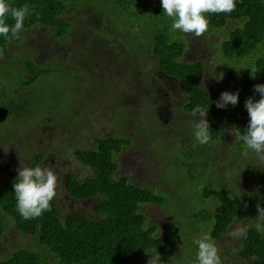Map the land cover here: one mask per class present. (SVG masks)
<instances>
[{
  "label": "trees",
  "instance_id": "obj_1",
  "mask_svg": "<svg viewBox=\"0 0 264 264\" xmlns=\"http://www.w3.org/2000/svg\"><path fill=\"white\" fill-rule=\"evenodd\" d=\"M8 2L15 8L27 5L32 14L26 17L24 29L16 37L0 36V99L7 97L16 106H4L17 120L12 128L22 129L20 117L29 114L28 118L35 122L37 118H52L59 131L69 129L70 140L64 142L68 148L62 147L59 152H72L90 173L83 178L71 170L59 181L72 200H93L94 211L91 215L78 211L65 214L53 199L49 211L26 220L16 208L13 185L17 179L0 181V242L6 231L5 218L13 222L19 236L17 249L7 256L0 255V264H152L155 252L159 253L161 264H198L194 240L210 233L218 242L235 223L245 227L247 235L243 239L236 237V248L230 247V264H264V232L256 227L257 206L264 207V165L255 166L257 153L243 155L246 146L241 139L249 121L245 101L249 97L258 100L260 94L254 86L264 84V0H238L231 13L207 14L208 30L226 33L218 53L225 62L220 66L221 81L228 91H239V102L224 109L216 107L219 98L200 86L206 65L184 55L187 38L172 29V19L163 12L161 0ZM86 8L100 20L101 35L93 43H69V47H76L71 53L79 56V63L73 66L68 60L67 65L76 69L59 62V53L44 60L41 53L29 51L28 36L36 32L50 36L54 44L68 45L76 23L66 15L74 9L81 16ZM6 22L15 23L10 16ZM131 71L134 77H128ZM154 72L164 82L174 79L179 96H186L175 111L178 116V110L194 115L198 108H207L210 125L209 141L200 144L194 135L199 121L181 124L189 140L167 157L176 162L161 164L165 170L173 163L182 169L175 175L174 193L132 183L120 173L118 162L126 149H133L132 134L121 132L127 116L119 106L150 109L153 104L148 99L155 90L150 86L152 91L145 92L143 87H147ZM156 82L161 85L159 89H165L162 81ZM85 88H89L91 98L103 96L99 100L103 104L109 99L108 109L117 118L109 124L115 136L91 137V128L102 115L95 111V102L88 104L87 109L75 105ZM18 110L22 111L19 116ZM7 122L3 129L11 132ZM186 122L190 124L186 126ZM141 123L143 127L147 125L142 132L144 139L149 138L145 142L155 146L151 132L158 123L148 118L136 127ZM230 130L235 131L236 137L224 154L234 160L230 162L229 180L213 166L209 147L217 148ZM40 158L35 155L31 167L37 166ZM243 158L249 162H239ZM232 165L235 167L231 170ZM164 174L170 175L166 171ZM183 192L187 193L185 197ZM202 199L204 210L193 208L186 212L188 201L198 203ZM212 204L215 206L210 207ZM148 205L172 212L175 219L160 231L144 210ZM222 262L228 264L225 259Z\"/></svg>",
  "mask_w": 264,
  "mask_h": 264
},
{
  "label": "rangeland",
  "instance_id": "obj_2",
  "mask_svg": "<svg viewBox=\"0 0 264 264\" xmlns=\"http://www.w3.org/2000/svg\"><path fill=\"white\" fill-rule=\"evenodd\" d=\"M87 10L88 9L86 8V11L82 12V15L79 16V14H76L74 9H71L69 14L66 15L67 19H69L71 22L76 23L75 30L73 32V35L69 39L68 45H64L62 43L54 44L50 39V36L40 34L39 32H36L34 34L33 32L34 35L30 37L32 35L30 34L27 40L29 51L41 53L42 57H44V60H47L49 57L55 58L56 56L54 54L59 53V55L57 56L59 58V62L64 63L68 68L76 69L73 66H76V64L79 63V56L73 57L71 51L73 49H76V47H69V43L71 41H74L76 46L81 45L85 40L93 43L97 40H100L101 35L99 32L102 26L100 20L98 19V17L90 15ZM77 27L78 31H76ZM185 35L188 42L185 56L189 57L190 59L203 61L206 65L207 77H219L220 66L224 65L225 62L222 60L221 56L218 57V53L220 51L221 40L226 37V33L212 32L208 30L198 37H191L189 33H186ZM196 38H200V41L196 40ZM64 48H66L65 53H63ZM68 60L73 66L67 65ZM128 77H134V72L131 71L128 74ZM157 80L162 81L167 93L159 91L161 85L156 82ZM215 81L219 83L218 78H215L210 79L208 82H205L204 86H207L210 83L213 84ZM166 82L167 83L164 82V79H162L161 75H157V73L154 72L153 76L150 77L149 82L146 83L147 87H143L145 92L152 91V89H150V86L155 90L152 93L153 96H151L149 99L146 98L153 104L150 109L141 106L138 110H133V105L121 104L119 106L121 107L120 111H124L127 116L126 125L121 132L122 134H132L133 149H126L122 156L119 157L118 162L120 165V173L123 175H127L132 183L152 189H162L164 192L174 193L176 191L175 186L177 185L175 175L180 174L182 172V169H180L178 165L173 163L174 167L172 166V164H170L168 166V170H165L162 168L161 164L162 162H166V165H168V162H176L174 159H167V157L169 156V154L174 153V151L180 150L182 144L187 143L189 140V138H186L185 128L181 127V124L185 121H190L191 124L197 123L200 117L198 116V114L189 115L185 112L183 113L180 110H178L180 116L176 114V109L183 105V103L186 101V96H183L181 98L179 96L180 91L177 87L176 89L175 87H173V82H168V79H166ZM223 89L224 88L220 86L215 90L221 91ZM90 95L91 93L89 88H85L82 95L79 94V97L75 101V105L82 106L83 109H87L88 104H90L91 102H95V111H99V114L102 115V119L95 121L97 123L94 124L91 128V137H93L94 135L108 137L115 136L116 132H114L109 127V124L117 118H115L113 113H111L108 109L110 105L109 99L105 102V104H103V102L99 101L103 98V96H101L100 98H91ZM154 100L156 101L154 102ZM10 104H13L15 106V104L9 98L1 97L0 106H8ZM21 113L22 111L18 110L16 114L19 116ZM23 116H25L26 118L20 117L21 122L23 123V125L20 123L23 126L22 129L16 126L12 128V126L17 122L15 116L12 114L8 119L7 125L10 128L13 138L16 139H12V141H14L25 151H37V149L39 148L44 149L45 146L49 145V142H55V147L61 148L65 147L64 144H67L68 140H70V134H68L69 129L60 130L61 132L59 134L58 129H50L47 127L40 129L37 128V124H35L33 128H30L27 124L29 114ZM142 118V121L147 120L148 118H152L153 121H156L158 123V126L152 127L151 132V134L153 135L152 138L154 139L155 146L151 144L149 145L147 142H145V140H149V138L144 139L142 137L143 129H145L147 125L143 127V123H141L139 127H136V124L142 122L140 121ZM190 122H186L185 125L188 126ZM140 130L141 134H139ZM20 132L24 133L25 135L19 134ZM235 137V131L230 130L224 136L223 141L218 144L217 148H213L211 146L209 147L212 151V154L210 155L213 156V166L219 168L218 174H220L221 177L228 178L229 180L230 162H233L234 160L230 161V157H227L224 154L227 150V146L230 145L232 141H234ZM234 144H236V142H234ZM3 145L5 147L7 143H3ZM1 154H6V152L2 150L0 152V155ZM0 159L1 161L4 160V158L2 157H0ZM243 159V161L239 162H249L247 158ZM23 161L24 162L16 163H18L17 165L21 164L29 167V162H27L26 160ZM256 161L257 165L255 166L258 168L262 167V165H264V153L258 154ZM47 164L50 165V162H48ZM45 167H47V165ZM234 167L235 165H232L231 170ZM15 168L16 164L11 166V169ZM69 168H71L72 172L75 173V170L79 169L80 174H77H79V176L83 178L87 177L90 173V170L79 162H68L67 170H69ZM165 171L170 174L168 177L165 176ZM61 174L62 172L58 171L56 175L59 177ZM220 176L216 178L221 181L222 179ZM216 183L218 185L221 184L218 182ZM240 190L242 193H245L242 187L240 188ZM186 194V192H183L182 195L185 197ZM54 200L58 204L60 210L65 214L78 211L86 212L91 215L94 211L93 200H72L67 195L66 190L64 186H62V183L61 181H59V179ZM203 202L204 199H202V202L198 203H191L190 201H188L184 208H186V212L192 211L193 208L196 209V211H202L205 209ZM211 206H215V204L210 205V207ZM144 210L151 222L154 225L156 224L160 231H163L164 228L168 227L171 224L173 218L175 219V216L172 212L166 213L167 211H164L162 207L159 208L155 205H148L144 207ZM179 220L181 221L180 218ZM5 225L6 231L4 234V238L3 241L0 242L1 256H7L13 250H16V243L19 238L16 227L14 226L12 221H10L8 218H5ZM239 227V224L235 223L231 227V229H228L227 233L220 241L215 242L221 258L225 259V262L228 264H230V259L232 258V254H230V247L235 249L237 245V238L233 235V233ZM182 233L183 227L182 231H180V239H182Z\"/></svg>",
  "mask_w": 264,
  "mask_h": 264
},
{
  "label": "clouds",
  "instance_id": "obj_3",
  "mask_svg": "<svg viewBox=\"0 0 264 264\" xmlns=\"http://www.w3.org/2000/svg\"><path fill=\"white\" fill-rule=\"evenodd\" d=\"M237 2L238 0H161V5L163 12L172 19L171 27L173 30H179L184 35L193 33L200 36L209 28V16L207 14L231 13L236 8ZM31 14L32 11L27 5L15 8L11 6L8 0H0V36L5 38L16 37L23 31L24 21ZM9 16L15 21L13 25L6 22ZM206 72L199 81L200 86L219 98L216 101V107L224 109L229 104L235 106L239 102V91H228L221 81L222 74L219 77H207ZM215 78H218L219 83L215 81L213 84L204 86L205 82ZM169 81L173 82L171 79H168ZM220 86L224 89L215 90ZM174 87L176 89L177 86ZM254 90L260 94V98L253 100L249 97L245 101V108L249 116L247 128L241 134V139L246 146L243 152L245 156L249 152L264 153V84H256ZM159 91L167 93L166 89H159ZM1 107L4 108V106ZM196 111L200 119L194 131L195 139L200 144H206L210 139V125L205 118L207 108H198ZM15 179L17 180L13 188L16 208L24 219L38 217L50 210L58 186V176L51 168L22 167L18 169ZM256 227L258 231L264 232V207L257 206ZM233 235L243 239L247 235V229L241 226ZM194 243L197 246L196 259L198 264H223L217 245L210 233L202 234L194 240ZM151 262L152 264H161L159 253L155 252L151 256Z\"/></svg>",
  "mask_w": 264,
  "mask_h": 264
},
{
  "label": "flooded vegetation",
  "instance_id": "obj_4",
  "mask_svg": "<svg viewBox=\"0 0 264 264\" xmlns=\"http://www.w3.org/2000/svg\"><path fill=\"white\" fill-rule=\"evenodd\" d=\"M172 80L174 82L173 83V87H174L176 86V82L174 81V79ZM7 110L9 112L7 118L3 122L0 123V152L2 150L6 152V154L0 155V157L4 158V160L2 161L0 159V181L7 180L9 178L15 179L17 176L18 169L22 167L24 168L26 166V165H21V164L17 165L18 163L16 162H24L23 160H26L27 162H29V167H31L35 155L36 156L41 155L39 164L37 166L45 167V165H47V162H50V165L53 167H50L47 165V167L45 168H51L56 174L58 171L62 172V174L58 177V179L59 178L62 179L64 175L66 174V172H70L72 170L71 168L67 170L68 162H81L78 159L75 160L74 156L71 155L73 154L72 152L71 154H69V152L60 153L59 151L60 149H62V147L61 148L55 147V142H49V145L45 146L44 149L39 148L37 149V151L36 150L25 151L23 148L17 145L14 141H12V139L14 140L16 139L13 138L11 132L5 131L3 129L5 127L3 126V123L8 121L9 117L11 116V109L9 108ZM27 124L31 125L32 127H34V125L37 124V128H40V129L44 127H47L50 129L52 128L58 129V125L56 124V122L53 121L52 118H46L45 121L37 118L36 122L34 121L33 118H28ZM58 132L60 134L59 130ZM19 134L25 135L22 132H20ZM3 143H7V145L4 147ZM64 146L67 147L65 144ZM15 164H16V168L11 169V166ZM12 170H13V173H12ZM75 171L80 174L79 169Z\"/></svg>",
  "mask_w": 264,
  "mask_h": 264
},
{
  "label": "water",
  "instance_id": "obj_5",
  "mask_svg": "<svg viewBox=\"0 0 264 264\" xmlns=\"http://www.w3.org/2000/svg\"><path fill=\"white\" fill-rule=\"evenodd\" d=\"M8 116V110L6 108L0 107V123L3 122Z\"/></svg>",
  "mask_w": 264,
  "mask_h": 264
},
{
  "label": "bare ground",
  "instance_id": "obj_6",
  "mask_svg": "<svg viewBox=\"0 0 264 264\" xmlns=\"http://www.w3.org/2000/svg\"><path fill=\"white\" fill-rule=\"evenodd\" d=\"M186 53V50H185V52H184V54Z\"/></svg>",
  "mask_w": 264,
  "mask_h": 264
}]
</instances>
